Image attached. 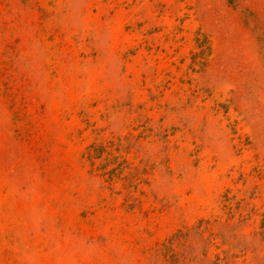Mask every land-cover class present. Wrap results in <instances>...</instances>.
Segmentation results:
<instances>
[{
    "label": "rangeland",
    "instance_id": "1",
    "mask_svg": "<svg viewBox=\"0 0 264 264\" xmlns=\"http://www.w3.org/2000/svg\"><path fill=\"white\" fill-rule=\"evenodd\" d=\"M0 264H264V0H0Z\"/></svg>",
    "mask_w": 264,
    "mask_h": 264
},
{
    "label": "trees",
    "instance_id": "2",
    "mask_svg": "<svg viewBox=\"0 0 264 264\" xmlns=\"http://www.w3.org/2000/svg\"><path fill=\"white\" fill-rule=\"evenodd\" d=\"M202 225H203V221H201L199 227H201ZM175 237H179V238L189 237V232H186V233L179 232V234H177V236H175ZM173 244H174V238H171L170 245H169V249H171L170 251H172V250L174 251V249H175V248L173 249ZM172 257L177 258L175 253L172 254Z\"/></svg>",
    "mask_w": 264,
    "mask_h": 264
}]
</instances>
